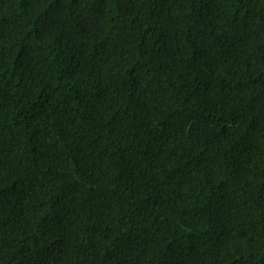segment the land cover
Segmentation results:
<instances>
[{
  "label": "trees",
  "instance_id": "trees-1",
  "mask_svg": "<svg viewBox=\"0 0 264 264\" xmlns=\"http://www.w3.org/2000/svg\"><path fill=\"white\" fill-rule=\"evenodd\" d=\"M0 264H264V0H0Z\"/></svg>",
  "mask_w": 264,
  "mask_h": 264
}]
</instances>
